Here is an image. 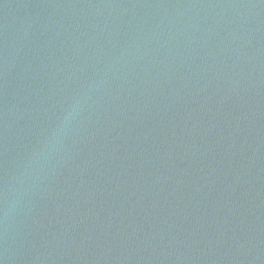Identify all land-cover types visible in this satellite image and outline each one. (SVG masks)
<instances>
[{
    "label": "water",
    "instance_id": "water-1",
    "mask_svg": "<svg viewBox=\"0 0 264 264\" xmlns=\"http://www.w3.org/2000/svg\"><path fill=\"white\" fill-rule=\"evenodd\" d=\"M0 264H264V0H0Z\"/></svg>",
    "mask_w": 264,
    "mask_h": 264
},
{
    "label": "clouds",
    "instance_id": "clouds-1",
    "mask_svg": "<svg viewBox=\"0 0 264 264\" xmlns=\"http://www.w3.org/2000/svg\"><path fill=\"white\" fill-rule=\"evenodd\" d=\"M76 115H77V107L73 105L71 110L65 115L63 119V124L54 133V139L58 140L59 137L64 134L65 130L71 125Z\"/></svg>",
    "mask_w": 264,
    "mask_h": 264
}]
</instances>
